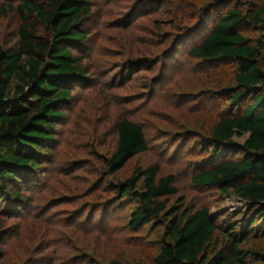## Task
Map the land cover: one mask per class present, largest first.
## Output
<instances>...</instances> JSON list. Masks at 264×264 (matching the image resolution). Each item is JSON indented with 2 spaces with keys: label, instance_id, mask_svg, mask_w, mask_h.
<instances>
[{
  "label": "rangeland",
  "instance_id": "374dc122",
  "mask_svg": "<svg viewBox=\"0 0 264 264\" xmlns=\"http://www.w3.org/2000/svg\"><path fill=\"white\" fill-rule=\"evenodd\" d=\"M22 1L0 0L5 10L0 45L10 51L17 46L19 26L32 18L23 21L15 10ZM209 1L89 0L81 27L87 38L71 48L82 59L83 77L62 107L48 159L21 187L23 200L9 208L0 204V211H9L0 212V264H109L112 259L153 264L162 227L154 219L137 232L128 229L138 204L131 193L115 199L113 189L136 168L158 165V175L174 176L177 193L168 204L181 197L188 208L228 213L244 208L234 196L191 183L193 174L210 164L207 138L228 109L221 90L229 86L231 65L207 66L187 54L223 6L209 7L210 22L202 28L182 32L196 23ZM33 26L45 34L42 25ZM247 33L258 35L250 28ZM123 119L142 127L147 150L114 175H104L103 159L114 151ZM245 137L235 141L242 143ZM223 221L228 218L218 222ZM250 243L258 247L264 237Z\"/></svg>",
  "mask_w": 264,
  "mask_h": 264
},
{
  "label": "trees",
  "instance_id": "16d2710c",
  "mask_svg": "<svg viewBox=\"0 0 264 264\" xmlns=\"http://www.w3.org/2000/svg\"><path fill=\"white\" fill-rule=\"evenodd\" d=\"M222 6L208 32L187 51L207 66L231 65L229 82L225 80L229 86L221 90L228 109L207 138L210 164L193 174L191 183L234 196L244 208L231 213L188 208L181 197L168 204L177 193L174 176L158 175V165L136 168L113 189L115 199L131 193L138 204L129 215L128 229L137 232L154 219L162 227L153 264H264V243H250L264 237V0H210L196 23L182 32L202 28L210 22L209 7ZM15 10L23 21L32 18L19 26L15 50L0 45V204L8 208L23 200L21 187L47 161L62 107L83 77L82 59L71 48L87 38L81 27L90 7L89 0H23ZM3 13L0 7V17ZM34 24L42 25L45 34ZM248 28L258 35L250 36ZM244 135L242 143L235 141ZM146 150L142 127L123 119L114 151L103 159V174L114 175ZM224 217L228 221L219 223ZM109 264L123 263L112 259Z\"/></svg>",
  "mask_w": 264,
  "mask_h": 264
}]
</instances>
